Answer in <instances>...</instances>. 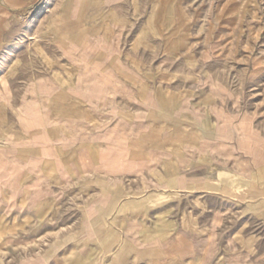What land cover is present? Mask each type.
I'll use <instances>...</instances> for the list:
<instances>
[{"label":"rangeland","instance_id":"374dc122","mask_svg":"<svg viewBox=\"0 0 264 264\" xmlns=\"http://www.w3.org/2000/svg\"><path fill=\"white\" fill-rule=\"evenodd\" d=\"M48 8L35 25L23 20V49L0 74V264H29L56 244L69 254L48 264H96L79 258V245L112 246L128 220L147 229L146 239L167 241L161 264H264V0H51ZM156 88L152 98L169 111L183 110L182 101L207 104L199 124L171 132L200 151L203 182L156 192L117 175L77 173L75 151H93L91 136L109 124L105 108L131 116L127 105ZM220 123L253 127L255 177L247 151L234 156L232 141L214 148L215 135L231 138ZM38 171L49 181L36 183ZM37 186L63 193L42 198L22 224L5 216L14 192L24 199ZM102 197L105 205L93 204Z\"/></svg>","mask_w":264,"mask_h":264},{"label":"crops","instance_id":"0c3cea01","mask_svg":"<svg viewBox=\"0 0 264 264\" xmlns=\"http://www.w3.org/2000/svg\"><path fill=\"white\" fill-rule=\"evenodd\" d=\"M40 1L0 0V74L6 72L11 61L10 56L16 54L15 50L18 49L19 51L17 52L22 51V44L26 38V24L23 23V18L29 12V9L39 4ZM129 88L122 84L121 92L127 91L129 93H127V96L140 97L141 90L139 88H133V94L129 92ZM72 89L74 90V88ZM45 90L50 89L43 88V92ZM156 91L157 88L155 90H146L144 93L146 98H140L136 101L137 103L127 105L132 109L133 114L131 116L127 117L125 115L127 112L120 109V105L105 108L102 115L109 124L105 123L107 126L103 127L104 129L100 128L102 130L100 135H88L92 139L94 138L93 136L98 135L100 139L98 141L95 140V142L92 139L90 140L93 151L84 154L75 151L77 173H94L98 171L109 176L117 175L139 183L138 185L146 191L156 192L176 190L178 192H186L190 187L203 182L205 172L200 163V151L193 149L194 146L191 143L189 145L177 142L181 135L176 134L173 136L171 132L176 124L179 125L180 129L186 128L183 127V124H186L185 126L188 124L190 126L191 123L199 124V119L202 116L206 117L207 104H197L195 100L182 101L183 110L181 109L179 112H175L176 109L169 111L163 109L159 101L157 102L156 99L152 98L156 96ZM44 97L45 93L37 95L38 102L41 99L43 101ZM117 97L114 94L108 95V98L112 99ZM4 99L7 101L6 103H10L8 95H5ZM118 99L121 98L118 97ZM121 102L122 104L124 103L122 100ZM216 102L214 101V103ZM215 117L216 121H218V116L215 115ZM243 127L244 130H240L239 125L233 123L221 125L220 123V130L225 128V130L229 131L228 133L232 132L230 133L231 138L226 140L224 137L215 135L216 146L214 145V148L216 149L217 145L222 146V148L226 144L227 146H232L230 145L232 141L234 156H239L242 152L247 151L249 162H246V167L251 171L250 177L252 178L259 172V163H257L256 155L258 151L255 141L256 134L250 123ZM88 130L94 131L91 130V127ZM191 131L187 132L190 133ZM188 133L185 132V134ZM215 155L218 157L220 154L216 153ZM86 157H89L92 161L90 169L82 166V162ZM239 162H242L241 158H239ZM36 174V183L49 181V177H45V174L40 171ZM64 174L62 173L60 178L63 177L66 180ZM38 187V191H30L29 194H25L24 199L20 196L22 193L17 195L14 192L11 196V204H8L5 210V216L14 219L17 224H22L23 218L32 214L42 198L45 199L48 196L59 197L63 193L62 190L57 188L44 187L41 189L40 186ZM23 201L25 202L24 205ZM95 202L105 205L107 200L103 197L95 198L93 204ZM90 212L95 213V210L92 209ZM91 222L92 220L88 219V222L84 223V227L86 224L90 227ZM69 225L63 224L58 226V228L63 229ZM123 225L125 227L121 230V238L115 240L112 246L108 248H105L104 244L106 243L102 244V246L100 245L99 248L98 244L95 246L86 243L80 244L78 248L79 258L87 259L94 256L96 264H100L105 258L110 259L112 264H119L122 259L123 264L127 259L129 260L127 264H130V258H134L133 264H161L162 256L170 250L165 245L167 241L159 235L146 239L147 229H136L134 227L136 224L131 220L124 222ZM122 245L126 249H123ZM55 246H58V248L50 249L51 251L47 254L37 255L36 259L32 258L29 264H48V262L55 261L62 255L67 256L69 254L67 249L62 254L64 250L61 249V245L56 244ZM181 250L175 251L172 249L175 253H183L184 250ZM194 251H197V249L193 247L192 252ZM103 263L107 264L104 261Z\"/></svg>","mask_w":264,"mask_h":264},{"label":"bare ground","instance_id":"6f19581e","mask_svg":"<svg viewBox=\"0 0 264 264\" xmlns=\"http://www.w3.org/2000/svg\"><path fill=\"white\" fill-rule=\"evenodd\" d=\"M50 1L51 0H41L39 4H36V6L30 9L27 16L23 18L24 23L34 24V22L37 21L39 17H41V14L49 9L48 7L50 4Z\"/></svg>","mask_w":264,"mask_h":264}]
</instances>
